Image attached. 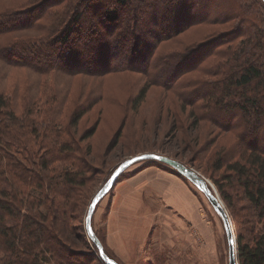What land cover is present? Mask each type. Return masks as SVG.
Returning <instances> with one entry per match:
<instances>
[{"label":"rangeland","instance_id":"obj_1","mask_svg":"<svg viewBox=\"0 0 264 264\" xmlns=\"http://www.w3.org/2000/svg\"><path fill=\"white\" fill-rule=\"evenodd\" d=\"M34 2L18 0L20 5ZM196 3L197 7H209V19L161 42L153 58L209 43L203 55L207 57L198 69L168 88L151 85L142 73L71 77L57 72L40 77L29 68L13 67L0 60V91L12 95L8 101L22 114L23 122L33 116L24 113L28 105L45 121L52 116L57 130L64 132V141L73 143L75 137L79 142L80 150L73 160H53L50 147L44 146L48 140L40 143L41 126L31 127L26 121L22 130V139L32 143L38 159L23 158L27 171L52 177L57 170H88L87 185L71 200L77 236L62 246L66 253L68 249L76 253L72 264H106L86 232L89 205L120 163L147 152L177 158L205 176L231 216L238 246L240 239L242 243L252 242L264 232L259 210L246 194V178L232 168L239 163L253 169L250 163L254 155L264 154V84L255 80L249 86L232 87L230 70L224 74L219 68V63L229 55L231 59L234 53L242 54L240 59L247 56L257 65L264 62V56L257 54V50L264 54V0ZM14 4L16 0H0V10ZM161 13L162 18L169 19L166 12ZM169 13L171 16L173 11ZM3 38L0 36V40ZM199 61L200 55H196L191 62ZM217 72L220 75H215ZM6 75L10 78L3 79ZM26 80L32 87L16 90ZM36 96L40 103L34 105ZM56 97L58 101L54 102ZM92 102V107L74 122L76 108ZM67 147L68 153L75 148ZM92 226L105 251L120 264H229L224 224L207 196L160 161L141 160L129 166L97 205ZM46 255L40 264H69L66 255L54 259L51 252Z\"/></svg>","mask_w":264,"mask_h":264},{"label":"trees","instance_id":"obj_2","mask_svg":"<svg viewBox=\"0 0 264 264\" xmlns=\"http://www.w3.org/2000/svg\"><path fill=\"white\" fill-rule=\"evenodd\" d=\"M196 2L35 0L34 3L20 5L16 0V4L0 10V36L4 37L0 40V60L13 67L29 68L40 77L57 72L71 77L142 73L151 85L168 88L176 85L180 77L198 69L207 57L203 55L209 43L198 49L171 51L153 58L161 42L171 40L188 27L209 19V16L206 17L209 7H197ZM62 4L64 6L59 7ZM177 9L180 11L179 17L176 16ZM160 11L166 12L169 19L162 18ZM172 11L170 16L169 12ZM149 13L151 16L148 20ZM257 54L264 56L258 50ZM196 55H200V61L191 62ZM240 56L242 54L238 56L234 53L231 59L229 55L224 63H219L224 74L230 70L232 87L249 86L255 80L264 84V62L257 65L247 56L242 59ZM5 78L9 79L10 76L6 75ZM28 81L27 84L18 85L16 90L31 88L32 84ZM52 92L56 93L55 90ZM11 96L6 91H0V264H40L48 252H51L53 259L66 255L68 263L72 264V256L76 253L72 249L66 253L62 246L77 236L71 200L87 185L90 178L87 176L88 170L85 167L68 172L57 170L52 177L43 172L39 175L27 171L23 158L36 156L32 143L22 139L27 120L23 122L20 118L22 114L11 107L12 102L8 101ZM38 97L34 98V105L40 103ZM56 101L57 97L54 99ZM93 104H80L76 108L78 114L74 122L77 123ZM23 110L24 113L33 114L27 121L29 126L43 128L40 143L48 140L44 146L50 147L53 160L69 162L76 157V150H80L77 138L71 135L73 143L64 141V132L57 130L52 116L45 121L41 119L42 115L33 113V107L26 105ZM91 134L88 133L85 138ZM31 135L35 134L31 131ZM47 136L50 138L47 139ZM68 145L75 147L70 153ZM250 164L253 169L239 163L233 164L232 168L246 178V194L258 208V217L264 227V154H255ZM9 219L13 223L10 224ZM46 260L48 262V257ZM239 260L240 264H264V232L255 236L252 242L242 243V239L239 240Z\"/></svg>","mask_w":264,"mask_h":264},{"label":"water","instance_id":"obj_3","mask_svg":"<svg viewBox=\"0 0 264 264\" xmlns=\"http://www.w3.org/2000/svg\"><path fill=\"white\" fill-rule=\"evenodd\" d=\"M141 160H155L165 163L166 165L172 167L177 170L182 176L187 178L190 182H192L197 188H199L209 199L211 204L213 205L216 212L221 217L225 232L228 239L229 244V264H240L239 261V246L238 240L235 235V230L233 226V222L231 216L224 204V202L219 198L216 193V190L211 185V183L202 175L197 169L193 166H190L177 158L170 157L160 153H152L147 152L144 154L136 155L131 157L122 163H120L110 176V178L104 183V185L97 191L94 195L88 209L87 217H86V229L89 238L95 243L98 248V252L100 257L108 264H120L114 258L110 257L105 251L104 245L95 230L92 226V217L96 210L97 205L100 201L109 193L111 188L116 184L119 179V176L134 162Z\"/></svg>","mask_w":264,"mask_h":264},{"label":"crops","instance_id":"obj_4","mask_svg":"<svg viewBox=\"0 0 264 264\" xmlns=\"http://www.w3.org/2000/svg\"><path fill=\"white\" fill-rule=\"evenodd\" d=\"M193 204V203H192ZM194 206H197V202H195V199H194V204H193ZM114 222H115V227H116V225H117V223H116V221H115V219H114Z\"/></svg>","mask_w":264,"mask_h":264},{"label":"bare ground","instance_id":"obj_5","mask_svg":"<svg viewBox=\"0 0 264 264\" xmlns=\"http://www.w3.org/2000/svg\"><path fill=\"white\" fill-rule=\"evenodd\" d=\"M219 196V195H218ZM220 198V197H219Z\"/></svg>","mask_w":264,"mask_h":264}]
</instances>
